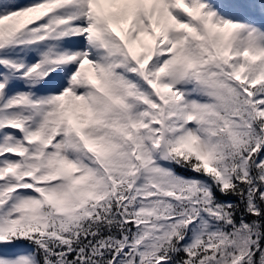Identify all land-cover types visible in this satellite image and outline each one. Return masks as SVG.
<instances>
[{"label": "snow or ice", "instance_id": "obj_1", "mask_svg": "<svg viewBox=\"0 0 264 264\" xmlns=\"http://www.w3.org/2000/svg\"><path fill=\"white\" fill-rule=\"evenodd\" d=\"M17 248L0 264H264V32L206 0H0Z\"/></svg>", "mask_w": 264, "mask_h": 264}, {"label": "rangeland", "instance_id": "obj_2", "mask_svg": "<svg viewBox=\"0 0 264 264\" xmlns=\"http://www.w3.org/2000/svg\"><path fill=\"white\" fill-rule=\"evenodd\" d=\"M20 2L28 3L30 0ZM206 3L221 18L264 32V0H206ZM26 251L25 248L3 251L0 258L16 259Z\"/></svg>", "mask_w": 264, "mask_h": 264}, {"label": "trees", "instance_id": "obj_3", "mask_svg": "<svg viewBox=\"0 0 264 264\" xmlns=\"http://www.w3.org/2000/svg\"><path fill=\"white\" fill-rule=\"evenodd\" d=\"M184 174H187V173H184Z\"/></svg>", "mask_w": 264, "mask_h": 264}]
</instances>
